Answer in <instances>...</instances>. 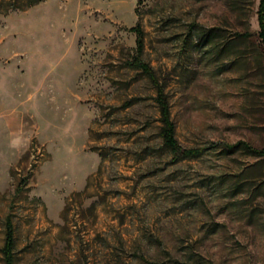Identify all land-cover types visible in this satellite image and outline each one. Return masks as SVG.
Here are the masks:
<instances>
[{
	"label": "rangeland",
	"instance_id": "obj_1",
	"mask_svg": "<svg viewBox=\"0 0 264 264\" xmlns=\"http://www.w3.org/2000/svg\"><path fill=\"white\" fill-rule=\"evenodd\" d=\"M259 5L0 0V264H264Z\"/></svg>",
	"mask_w": 264,
	"mask_h": 264
},
{
	"label": "trees",
	"instance_id": "obj_2",
	"mask_svg": "<svg viewBox=\"0 0 264 264\" xmlns=\"http://www.w3.org/2000/svg\"><path fill=\"white\" fill-rule=\"evenodd\" d=\"M258 24H259V39L261 44L262 55L264 58V0H260L258 9ZM133 31L137 32V56L134 59V65L136 68L141 69L157 86L158 96L156 98L160 109V121L161 131L160 135L163 140V145L170 151L175 160H183L189 158H197L203 154L202 149L198 148H183L177 139L176 124L172 119L171 107L168 100V96L165 93L163 87L158 84L154 70L146 63L142 61L144 51V36L140 28H133ZM238 150H247L256 155L264 157V148L256 149L251 145L240 142L236 145L228 146L227 151L234 153ZM15 251H16V231L11 220L7 222V231L5 243L2 248V254L6 264H15Z\"/></svg>",
	"mask_w": 264,
	"mask_h": 264
},
{
	"label": "clouds",
	"instance_id": "obj_3",
	"mask_svg": "<svg viewBox=\"0 0 264 264\" xmlns=\"http://www.w3.org/2000/svg\"><path fill=\"white\" fill-rule=\"evenodd\" d=\"M17 142L16 141H13V145H15Z\"/></svg>",
	"mask_w": 264,
	"mask_h": 264
}]
</instances>
